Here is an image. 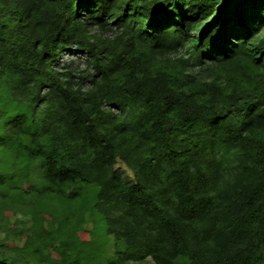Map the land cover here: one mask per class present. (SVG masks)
<instances>
[{"label":"trees","instance_id":"1","mask_svg":"<svg viewBox=\"0 0 264 264\" xmlns=\"http://www.w3.org/2000/svg\"><path fill=\"white\" fill-rule=\"evenodd\" d=\"M0 232V264H264V0H0Z\"/></svg>","mask_w":264,"mask_h":264},{"label":"rangeland","instance_id":"2","mask_svg":"<svg viewBox=\"0 0 264 264\" xmlns=\"http://www.w3.org/2000/svg\"><path fill=\"white\" fill-rule=\"evenodd\" d=\"M116 31L112 30L110 32H104V33H100L99 35L101 37L104 38H114L116 35ZM85 60H86V55L85 54H77L75 52H67V53H62L57 61L56 64V68L57 69H61V70H73L74 68H78V71H82L85 68ZM77 71V70H76ZM87 79H82L79 81V79H75L74 78V82L79 83V86L83 87V88H87L88 87V82L86 81ZM116 168H118L119 170H121L126 176L131 177L129 171L120 163V162H116ZM13 220H17V221H23L25 220L23 217L18 216L15 219L12 218L9 220V222H13ZM98 228H101V224H99ZM88 228H90V224L87 226ZM3 237V233L0 232V239ZM17 245L20 244V242H16ZM143 264H151L149 262V259L146 260Z\"/></svg>","mask_w":264,"mask_h":264}]
</instances>
